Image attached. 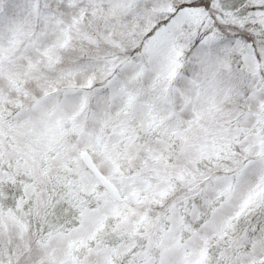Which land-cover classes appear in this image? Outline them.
Masks as SVG:
<instances>
[{
	"label": "snow or ice",
	"instance_id": "1",
	"mask_svg": "<svg viewBox=\"0 0 264 264\" xmlns=\"http://www.w3.org/2000/svg\"><path fill=\"white\" fill-rule=\"evenodd\" d=\"M0 264H264V0H0Z\"/></svg>",
	"mask_w": 264,
	"mask_h": 264
}]
</instances>
